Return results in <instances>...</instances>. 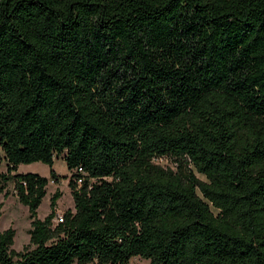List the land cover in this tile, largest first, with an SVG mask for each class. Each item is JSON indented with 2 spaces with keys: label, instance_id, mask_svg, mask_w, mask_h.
Returning <instances> with one entry per match:
<instances>
[{
  "label": "trees",
  "instance_id": "16d2710c",
  "mask_svg": "<svg viewBox=\"0 0 264 264\" xmlns=\"http://www.w3.org/2000/svg\"><path fill=\"white\" fill-rule=\"evenodd\" d=\"M9 184L0 264H264V0H0Z\"/></svg>",
  "mask_w": 264,
  "mask_h": 264
},
{
  "label": "rangeland",
  "instance_id": "374dc122",
  "mask_svg": "<svg viewBox=\"0 0 264 264\" xmlns=\"http://www.w3.org/2000/svg\"><path fill=\"white\" fill-rule=\"evenodd\" d=\"M160 164L163 166L168 165L166 161H160ZM2 169H4V166H2ZM53 169L58 175L57 179L59 181H49L46 187V196L37 210V217L40 220H43L50 214L51 199L56 193H59L60 195L59 199L56 201L55 207L58 218L63 212L66 210H73L74 207L73 199L67 186L69 173L67 172L64 162L61 159L55 160ZM18 173H36L42 177L49 178L50 170L46 165L34 163L20 165ZM6 190L8 191L7 195H5V192L0 194V231L3 232L9 228L15 231L14 245L12 249L19 252L29 244V214L27 208L18 202L13 192V186L9 184ZM130 264L147 263L140 259H133Z\"/></svg>",
  "mask_w": 264,
  "mask_h": 264
}]
</instances>
